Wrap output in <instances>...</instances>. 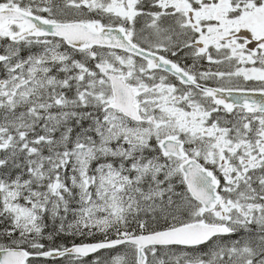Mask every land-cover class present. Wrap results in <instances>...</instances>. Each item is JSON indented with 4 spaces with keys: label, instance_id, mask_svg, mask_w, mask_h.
I'll list each match as a JSON object with an SVG mask.
<instances>
[{
    "label": "snow or ice",
    "instance_id": "1",
    "mask_svg": "<svg viewBox=\"0 0 264 264\" xmlns=\"http://www.w3.org/2000/svg\"><path fill=\"white\" fill-rule=\"evenodd\" d=\"M264 264V0H0V264Z\"/></svg>",
    "mask_w": 264,
    "mask_h": 264
},
{
    "label": "flooded vegetation",
    "instance_id": "2",
    "mask_svg": "<svg viewBox=\"0 0 264 264\" xmlns=\"http://www.w3.org/2000/svg\"><path fill=\"white\" fill-rule=\"evenodd\" d=\"M48 264H59L58 261H49Z\"/></svg>",
    "mask_w": 264,
    "mask_h": 264
},
{
    "label": "rangeland",
    "instance_id": "3",
    "mask_svg": "<svg viewBox=\"0 0 264 264\" xmlns=\"http://www.w3.org/2000/svg\"><path fill=\"white\" fill-rule=\"evenodd\" d=\"M59 263V262H58Z\"/></svg>",
    "mask_w": 264,
    "mask_h": 264
}]
</instances>
